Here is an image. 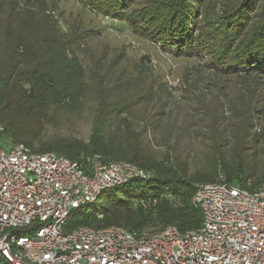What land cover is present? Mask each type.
Here are the masks:
<instances>
[{
	"label": "trees",
	"instance_id": "trees-1",
	"mask_svg": "<svg viewBox=\"0 0 264 264\" xmlns=\"http://www.w3.org/2000/svg\"><path fill=\"white\" fill-rule=\"evenodd\" d=\"M93 1L92 8L115 14L127 6V0ZM204 1H160L152 33L179 54L214 49V71L264 76V0H237L219 16L217 25L201 34L197 30ZM30 2L0 0V145L4 139L23 141L33 152H54L79 162L87 156L100 155L103 162L125 160L153 172L149 182L132 180L72 211L66 231L80 225H118L137 233L168 225L181 231L199 227L202 211L193 202L194 190L198 183L214 182V177L187 175L173 165L167 152L155 159L143 144L142 131L135 129L132 113H125L122 106L111 105L108 113L96 115L86 141L59 135L44 138L46 123H51L55 114L50 106L79 105L83 83L77 79L83 75L75 66L76 60L60 51L64 41L53 24L47 21V31L40 28ZM75 77L76 81L71 82ZM123 108L128 110L126 105ZM239 116H231L233 121L224 119L223 127L211 119H202L207 121L204 130H211L204 134L212 142L231 141L228 152L214 164L220 177L253 190L264 182V174L259 176L256 163L244 155L247 149L242 139L246 133L234 124ZM250 182L251 186H247ZM139 188H143L142 192H138ZM113 189L119 192L113 194ZM133 199L145 202L133 205ZM97 213L102 217L98 218ZM0 264L10 263L0 259Z\"/></svg>",
	"mask_w": 264,
	"mask_h": 264
},
{
	"label": "rangeland",
	"instance_id": "rangeland-1",
	"mask_svg": "<svg viewBox=\"0 0 264 264\" xmlns=\"http://www.w3.org/2000/svg\"><path fill=\"white\" fill-rule=\"evenodd\" d=\"M30 1L40 28L47 31V21L53 24L64 41L61 53L74 58L83 75L70 80L83 83L79 105L50 106L55 114L46 123L44 138L59 135L86 141L96 115L108 113L111 105L122 106L125 113H132L135 129L142 131L143 144L155 159L167 152L177 169L193 177L213 176L215 181L221 172L214 164L228 152L231 141L212 142L204 134L211 130H204L207 121L202 119L223 127L234 120L231 116L240 115L234 124L246 133L244 155L256 163L259 176L264 174V76L214 71V49L179 54L159 41L151 28L164 0H127L117 14L92 8L93 0ZM236 1L202 2L197 33L217 25L219 16ZM10 142L4 139L1 146Z\"/></svg>",
	"mask_w": 264,
	"mask_h": 264
},
{
	"label": "built area",
	"instance_id": "built-area-1",
	"mask_svg": "<svg viewBox=\"0 0 264 264\" xmlns=\"http://www.w3.org/2000/svg\"><path fill=\"white\" fill-rule=\"evenodd\" d=\"M153 175L129 161L103 162L100 155L79 162L33 152L21 142L0 145V259L10 264H264V182L253 190L224 177L198 183L192 199L202 222L195 229H64L72 211L104 191L132 180L146 183Z\"/></svg>",
	"mask_w": 264,
	"mask_h": 264
}]
</instances>
